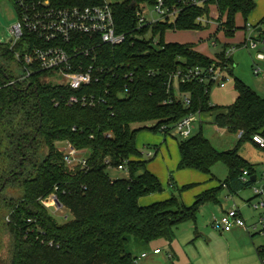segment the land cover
<instances>
[{"label":"trees","instance_id":"1","mask_svg":"<svg viewBox=\"0 0 264 264\" xmlns=\"http://www.w3.org/2000/svg\"><path fill=\"white\" fill-rule=\"evenodd\" d=\"M157 1L123 0L112 4L117 32L126 34V40L119 45L102 44L96 66L114 70L118 65L128 64L134 77L130 81L121 75L122 81L118 80L112 89L109 101L95 107L68 106L61 96L90 93L94 89L104 92L113 73L101 83L77 91L47 81L49 71H38L27 80H20L14 49L10 43H0V247L8 235V264H133L136 256L128 249L133 240L140 246H150L161 239L171 242L172 228L196 220L202 205L217 200L218 190L202 193L190 206L176 194L141 205L140 198L163 192L164 186L147 168L156 151L151 159L145 160L136 139L143 129L159 132L166 127L164 133L168 135L173 125L190 113L214 112V123L220 129L243 134L234 148L221 151L200 127L191 137L178 140V169L211 174L212 166L222 161L229 169L224 185L230 194L253 183L241 179L246 169L252 176L257 172L240 154V148L253 141L254 135L264 136V97L239 77H235L237 98L228 106L213 105L212 86L196 80L180 83L168 91L165 83L171 72L209 66L216 59L202 54L191 43L167 42L166 32L207 28L209 24L199 22L198 18L208 19L210 6L217 5L219 30L233 37L239 28L237 18L242 17L245 26L257 3L207 0L203 5H192L188 0H163L166 6L179 9L176 19L139 28L137 9L142 4L155 5ZM102 2L53 0L59 6ZM88 63L89 58L85 60ZM182 96L190 97L188 106ZM62 141L86 150L88 171L72 169L64 162L57 145ZM108 156L114 167L127 164V178L110 177L105 163ZM170 181L175 185L173 176ZM194 185L179 188V195ZM56 186L73 215L70 220L58 221L39 202ZM28 218L36 219L45 239L54 241L53 246L42 243V231L36 230V224L28 223ZM257 252L264 255V244L257 247Z\"/></svg>","mask_w":264,"mask_h":264},{"label":"built area","instance_id":"2","mask_svg":"<svg viewBox=\"0 0 264 264\" xmlns=\"http://www.w3.org/2000/svg\"><path fill=\"white\" fill-rule=\"evenodd\" d=\"M19 20L11 27L12 37L7 41L14 49L15 63L21 74L20 80H27L32 74L38 71H49L51 77H58L60 81L57 85L68 86L72 90H79L84 86L91 84H99L105 76L110 77L107 88L104 92L94 89L90 93L71 94L69 96H61V100L65 101L68 106L80 104L82 106L95 107L98 104L109 101L112 89L118 85V80L123 79L132 81L134 71L130 69L128 64H121L112 68L105 66H96L99 48L102 44L119 45L126 40V34L118 33L115 23L114 9L112 2L103 0L99 4H72V5H56L53 0H12ZM207 0H188L192 5H203ZM150 5V4H149ZM153 10L159 15V18L148 21L144 16L143 10L139 7L136 11L139 28L149 23L157 21L173 22L179 9L173 6H166L163 0H158L155 5H151ZM199 22L209 24L211 18L199 17ZM218 22V21H217ZM220 24V22H219ZM264 19L258 25L252 23L245 24L246 37L243 44L251 49L257 50L256 59L264 62V29L261 28ZM258 31V35L254 37V32ZM216 40L212 42L216 46ZM154 45H158V40L154 41ZM236 47H226L221 50L222 57H216L215 61L209 66H194L185 69H178L169 74L166 85L168 91L180 83L196 80L207 85L225 86V81L229 80L230 70L233 68V53ZM89 58L86 65L85 60ZM256 75L264 78V68L257 63L254 68ZM117 81V82H116ZM50 82V81H49ZM13 83V82H12ZM125 91L128 86L125 84ZM122 94V92H121ZM186 106L191 103L189 96L181 97ZM200 113H190L181 118L171 128L170 134L179 136L180 138H189L194 134V123L199 121ZM74 129H76L74 127ZM166 127H162L161 131H165ZM243 132H239L241 136ZM254 143L261 149H264V136L256 134L253 136ZM58 149L63 153L64 162L72 169L79 168L88 171L90 166L88 163V155L86 150L78 149L69 141H62L58 144ZM148 156L154 155V151H149ZM105 163L108 167L112 166L110 156L106 157ZM117 169L126 170L129 174L126 163H122L115 167ZM249 170H245L241 175L242 181L251 180ZM264 181V171L262 173ZM253 182L254 184L257 183ZM253 184V185H254ZM232 197L233 195L230 194ZM254 198H259L257 202H252ZM249 200L248 206L254 210H264V182L260 186H254V197ZM39 202L53 213H64L63 209H67L60 198L58 187L48 195L39 198ZM68 210V209H67ZM65 215V214H64ZM68 216L65 215L64 218ZM9 220V215L6 217ZM27 222L35 225L36 219L28 218ZM214 227L221 229L223 232H229L234 227L245 228L254 231V234L264 233V212H261L259 219L251 224L245 220L242 209L234 204V207L228 209L213 223ZM36 230L42 231L44 237L45 232L36 224ZM42 243H48L53 246V240L41 239ZM155 254L160 253V248L153 250ZM147 252H142L140 257L133 259L136 264L140 258H146ZM170 257V254L168 255ZM264 264V255L261 256Z\"/></svg>","mask_w":264,"mask_h":264},{"label":"rangeland","instance_id":"3","mask_svg":"<svg viewBox=\"0 0 264 264\" xmlns=\"http://www.w3.org/2000/svg\"><path fill=\"white\" fill-rule=\"evenodd\" d=\"M108 1L115 3L123 0ZM255 2L257 3V8L249 16L248 21L249 23L258 25L260 21L264 19V0H255ZM140 7L148 21L159 18V15L156 14L151 5L142 4ZM213 11L214 14L217 13L215 18H218L219 12L217 5H213ZM18 20L19 16L13 1L1 0L0 43H6L11 39V27ZM237 26L239 28L233 37H228L224 30L219 31L217 34L219 41L216 46L211 44L212 40H216L213 34L214 37L210 39L211 32L215 33L218 31L216 25H209L203 30L174 31L169 29L166 32L167 41L192 43L194 47L211 58L216 57L226 43H229L226 47H236L233 53V73L228 74L229 80L225 81L224 87L213 85L210 89V101L213 105L228 106L236 100L237 92L235 89V77L242 79L246 84L251 86L264 97V78L261 75H256L254 72L257 63L264 68V62H260L256 59L257 50L251 49L249 46L243 44L245 28L243 27L244 19L240 16L237 18ZM260 26L264 29V24H261ZM257 35L258 31H255L254 37ZM149 36L150 34L147 37L149 38ZM200 36L204 37L202 38L204 40L203 42H200ZM158 39H160L159 35L155 40ZM46 80L51 83H57L60 81V78L51 77ZM215 114L216 113H214V115ZM208 116L209 115H204L203 118H207ZM210 122L211 120L208 121L207 119L204 122L203 134L211 140L217 149L223 151L224 149L222 148H225L226 145L222 144L230 142L231 138H229V140L228 138H224L225 135H223L220 128L213 122ZM199 128L200 117L199 121L197 120L194 123V133L198 132ZM228 133L237 139L236 133ZM165 136L166 134L163 131L154 132L149 129H143L137 135L136 144L141 150L143 154L142 157L145 160H149L153 157V155L148 156L147 153L149 151H155L156 144L157 147H161L158 155L148 162V164L151 163L148 165V168L158 175L164 186V191L159 192L158 194H165V197L167 198L176 194L180 196L185 203L184 193H186V196L190 195L192 193L190 189L192 190L193 187L186 189L183 191L184 193L181 192V196L179 195V187L177 185H172L173 183L170 181L171 176L179 181L187 179V172H184V169H178L177 167L179 161V148L177 143L180 137L175 136L174 134H168L167 136L169 137L166 138ZM249 142L254 141H248L246 144L244 143V146L240 148V154H242V151H244V153L248 152L258 156L264 154L258 153V150H256ZM260 150V152H264L263 149ZM256 167L259 182L255 184L252 183L249 187L238 191L232 197L229 196V202H226V199L222 200L221 198L222 205L219 203H206L202 205L197 214L196 220L184 221L172 228L171 242L166 239H161L152 242L150 246H140V244H136L133 240L128 246V249L134 256L140 257L142 252L148 253L146 258H140L136 264H263L261 256L257 252V247L264 244V233L254 234V231L240 227L235 228L232 232H223L221 229L216 228L213 225L214 220L222 215L223 210H228L234 207V204L241 207L244 218L248 224L254 223L259 219L261 212H264V210H254L248 207V199L254 197V186H260L261 183L264 182L263 179H261V173L264 171V160L261 159ZM107 172L112 179L127 178L129 176L126 170L117 169L114 166L108 167ZM211 172L215 176L213 177L217 182H225L229 176V169L222 161H217L212 166ZM199 174L202 175L203 180H201V184L194 187L196 189L205 184L210 185L214 180L206 173L200 172ZM195 191L197 190H194L193 193ZM225 192L226 190L220 194V197H222ZM258 199L259 198H254L252 202H257ZM63 212L64 213H53L51 211L56 219L61 222L73 218V215L67 209H63ZM64 214L68 217L64 218ZM9 247L10 237L6 235L4 236L0 247V264H8ZM156 247L160 248L162 253L158 256H153L152 249ZM169 254L170 257L168 256Z\"/></svg>","mask_w":264,"mask_h":264},{"label":"crops","instance_id":"4","mask_svg":"<svg viewBox=\"0 0 264 264\" xmlns=\"http://www.w3.org/2000/svg\"><path fill=\"white\" fill-rule=\"evenodd\" d=\"M214 11H213V5L212 6H210V13H209V17L211 18V20H212V22L210 23V25L211 26H217V28H218V31H216L215 33H212L211 32V38L210 39H212L214 36H215V39H216V45H217V43H218V41H219V38H218V36H217V34H218V32L219 31H221V30H219V27H220V24H219V20H218V18H215L216 17V15H217V13L216 14H214L213 13ZM219 14V13H218ZM212 15V16H211ZM219 16V15H218ZM214 17V18H213ZM218 21V22H217ZM214 36H213V35ZM245 34H246V30H245V33H244V37H245ZM201 37V40H200V42H203L204 40L202 39V38H204V37H202V36H200ZM167 41V40H166ZM212 41H215V40H212ZM212 41H211V44H212ZM167 42H172V41H167ZM192 44V43H191ZM227 44H229V43H226V45ZM213 45V44H212ZM196 50H198L196 47H194ZM199 52H201L200 50H198ZM202 53V52H201ZM219 53H221V51L219 52ZM218 53V54H219ZM203 54V53H202ZM218 54L216 55V56H218ZM204 55H206L207 57H209V58H211L210 56H208L207 54H204ZM214 58H216V57H214ZM204 115H209L207 118H203V116ZM215 116L216 115H214V112H205V113H200L199 114V117H200V127H204V122L206 121V119L208 120V121H210L211 120V122L210 123H214V121H215ZM209 123V122H208ZM215 124V123H214ZM216 125V124H215ZM222 132H223V135H225L224 136V138H228V140H229V138H231V141L230 142H227V143H225V144H222V145H226L225 146V148H222V149H224V150H229V149H232V148H234L236 145H237V143H238V140H239V138H240V136H239V133H237V139L234 137V136H232L231 134H229L227 131H225L224 129H220ZM234 135V134H233ZM166 137H169V136H165V138ZM223 140V139H222ZM166 141V140H165ZM249 143H251L254 147H255V149L256 150H258L257 152L258 153H264V152H260L261 150V148H259L258 146H256V144H254V142H249ZM178 144V143H177ZM246 144V143H245ZM214 145V144H213ZM215 146V145H214ZM242 146H244V145H242ZM138 147V146H137ZM216 147V146H215ZM139 148V147H138ZM217 148V147H216ZM245 149V148H244ZM243 149V150H244ZM161 150V147H157V144L155 145V151H156V156L158 155V153H159V151ZM264 150V149H263ZM154 151V152H155ZM245 159H247L251 164H253L255 167L258 165V162L262 159V160H264V154H260L259 156L258 155H254V154H251V153H244V151H242V154H241ZM179 160H180V152H179ZM179 162V161H178ZM151 164V163H150ZM150 164H147V168H148V165H150ZM257 168V167H256ZM148 170H150L149 168H148ZM185 171L184 172H187V179L186 180H182V181H179L178 179H175V177H173L174 179H175V185H177L179 188L182 186H184V185H187V184H195L194 186H193V188L196 186V185H198V184H201V180H203V178H202V175H200L199 173H200V171H197V170H195V169H184ZM151 171V170H150ZM152 173H154L153 171H151ZM256 172H257V169H256ZM155 175H156V173H154ZM209 176H210V178L211 179H214V175L211 173V174H208ZM158 176V175H157ZM214 176V177H213ZM256 177H257V181H258V173L256 174ZM261 179H262V173H261ZM259 182V181H258ZM192 188V190L190 189V191H192V193L190 194V195H188V196H186V193H184V192H182V193H184V196H185V205H187V206H190V205H192L195 201H196V198L199 196V195H201L202 193H204V192H206V191H209V190H218V192H217V194H216V199L217 200H215V201H210V202H208V203H219L220 205H222V203H221V198H222V200H227L226 202H229L230 201V199H229V196H230V192H229V190L225 187V185H224V182H221V181H219V182H217L216 181V179H214L213 180V182L210 184V185H204V186H202V187H199V188H194L193 189ZM194 190H197V191H195L194 193H193V191ZM224 190H226V192L222 195V197H220V194L224 191ZM182 193H181V196H182ZM164 195V196H163ZM234 196V195H233ZM168 198H170V197H168ZM167 197H165V194H158V193H153V194H150V195H147V196H144V197H142V198H140V200H139V203L141 204V205H143V206H145V205H149V204H152V203H155V202H158V201H161V200H165V199H168ZM224 198V199H223ZM251 199H253V197H251V198H249L248 200H251ZM249 207V206H248ZM227 210L225 209V210H223V212H222V214H224L225 212H226ZM244 216V215H243ZM235 228H239V227H234L231 231H229V232H232V231H234V229ZM152 248V247H151ZM157 248V247H156ZM155 249V248H154ZM154 249H152V251L154 250ZM160 253H162V252H160ZM160 253H157V254H155L154 252L152 253V255L153 256H158V255H160Z\"/></svg>","mask_w":264,"mask_h":264},{"label":"water","instance_id":"5","mask_svg":"<svg viewBox=\"0 0 264 264\" xmlns=\"http://www.w3.org/2000/svg\"><path fill=\"white\" fill-rule=\"evenodd\" d=\"M12 84L14 85V83H12ZM30 84H31V83H29L27 87H29V86H30ZM251 181H253V182H255V181H256V176H255V175H253V176L251 177ZM5 183H6V182H4V183H3V185H2V187H1V189H2V188L5 186Z\"/></svg>","mask_w":264,"mask_h":264}]
</instances>
